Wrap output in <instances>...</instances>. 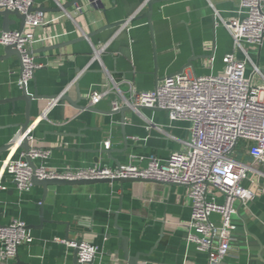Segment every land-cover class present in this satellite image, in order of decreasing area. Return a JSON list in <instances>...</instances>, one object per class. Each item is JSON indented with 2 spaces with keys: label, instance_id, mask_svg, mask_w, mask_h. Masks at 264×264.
Returning a JSON list of instances; mask_svg holds the SVG:
<instances>
[{
  "label": "crops",
  "instance_id": "0c3cea01",
  "mask_svg": "<svg viewBox=\"0 0 264 264\" xmlns=\"http://www.w3.org/2000/svg\"><path fill=\"white\" fill-rule=\"evenodd\" d=\"M72 1L35 0L34 5L43 4L46 12L45 24L33 29L34 49L70 43L35 53L36 60L43 65L35 70V78L28 82L31 93L37 87L44 95L67 93L76 99L79 87L86 96L80 104L89 106L91 90L103 89L110 75L118 82H132L138 89H152L157 81L159 84L166 76L177 73L193 54L199 56L193 60L195 71L191 67L184 70L191 75L221 71L227 53L234 52L239 59L246 58L242 50L234 48L233 38L222 21L236 15L239 0L156 3L152 22L157 75L147 19L132 20L125 28L114 27L91 38L79 39L83 34L98 30L107 21L129 20L138 12V15L146 12V0H81L79 2L86 7L80 14L74 11L76 3L66 9ZM12 19L15 20L12 30L19 29L20 20L15 16ZM2 20L0 17V23ZM245 49L251 60L247 62V75L252 77L254 84H261L263 79L259 74H253L252 63L264 73V43L260 47L246 44ZM1 54L4 50L0 43ZM20 72V61L16 56L0 60V100L22 93L18 83ZM121 87L127 90L126 83H121ZM118 98L117 94L109 93L92 105L100 112L81 110L61 99L53 106L52 100L34 101L32 144L50 151L47 158L37 159V163L57 169L95 164L115 167L117 161L121 165L132 161L145 165L146 158L139 160L140 156L154 154L167 158L189 139L190 123L171 120L163 109H129L124 116L120 112H111L112 101ZM25 107L23 100L0 103V147L18 130L15 124L24 120ZM109 138L112 146L108 150L112 151V156L104 152L107 150L104 142ZM247 148L248 144L242 141L236 154L254 166L242 184L253 190L255 196L247 205L235 202L233 220L237 227L230 237L228 264H264V162H253ZM21 150L16 144L11 151L3 152L0 167L5 158L18 157ZM1 181L7 189L0 191V223L4 225L13 219H22L27 224H39L43 188L33 185L29 191H19L8 174H3ZM191 213L188 187L182 184L58 185L44 202L47 221L40 229H30L34 240L19 247L15 262L11 264H74L75 248L56 241V238L65 239L67 229L72 230L71 239H82L99 247L94 264H130L119 249L121 240L116 236V219L123 233L130 238L131 254H148L141 256L145 260L141 264H207L208 254L186 242L185 224L190 221ZM211 218L219 220V214L215 213Z\"/></svg>",
  "mask_w": 264,
  "mask_h": 264
},
{
  "label": "built area",
  "instance_id": "2783aa9c",
  "mask_svg": "<svg viewBox=\"0 0 264 264\" xmlns=\"http://www.w3.org/2000/svg\"><path fill=\"white\" fill-rule=\"evenodd\" d=\"M33 4L35 0H0V9H17L27 13ZM85 7L84 3L77 2L74 11L80 14ZM235 12L233 18L222 21L233 38L234 48L242 50L245 59H239L234 52L227 53L223 57L224 66L217 73L191 75L183 72L168 75L152 89H138L132 82H118L110 75L103 89L94 88L89 93L91 105L99 103L105 95L115 93L119 98L112 101V109L125 105L136 111L140 106L158 107L167 111L173 121L189 122L190 137L183 141L180 150L171 152L167 158L154 154L140 156L139 160L146 158L145 165L132 161L115 167L95 164L57 169L38 164L37 159L47 158L50 151L32 144L29 152L21 150L18 157H7L2 161L0 191L7 189L1 181L3 174L11 176L19 191H29L33 187V175L40 179L69 180L143 177L186 185L192 202L191 219L185 224L187 244L206 252L207 264H228L226 257L231 247L230 237L237 227L233 220L235 202L247 205L255 196L253 190L242 184L254 166L237 157L240 143L244 141L248 144L247 152L253 162H264V73L252 63L253 74L257 73L263 79L261 84H254L246 72L247 62L251 60L245 49L246 44L260 47L264 43V0H239ZM133 17L123 25L124 28ZM44 24V13L34 11L27 14L24 30L0 33L1 44H15L23 54V70L18 80L20 86L28 84L33 71L43 65L30 50L34 49L36 42L33 29ZM123 82L127 84V90L121 87ZM59 99H52L51 106L57 104ZM154 126L162 130L160 126ZM28 136L32 143L34 135L31 130ZM111 146L109 138L104 142V147L108 150ZM27 157L36 161L35 170ZM215 213L219 214V220L211 218ZM33 240L27 223L22 219H13L1 225L0 264L15 262L19 247ZM56 241L69 247L77 246L74 241L60 238H56ZM78 247V261L81 264H87L99 253L97 245L85 240Z\"/></svg>",
  "mask_w": 264,
  "mask_h": 264
},
{
  "label": "water",
  "instance_id": "95a60500",
  "mask_svg": "<svg viewBox=\"0 0 264 264\" xmlns=\"http://www.w3.org/2000/svg\"><path fill=\"white\" fill-rule=\"evenodd\" d=\"M81 0H73L72 2H70L68 5H66V9H68L69 7H71L73 4L79 2ZM98 1V0H97ZM167 0H146V12L137 15L135 17L132 18V20H140V19H147L148 25L150 27V31L152 34V41H153V50H154V56L156 59V66H155V75H157V70H158V63H157V52H156V48H155V41H154V26H153V22H152V14L154 11V5L156 3H161ZM96 3V1H95ZM100 3V2H99ZM34 11H41L43 13L46 12V7L42 4L40 6H35L34 4L32 6L29 7L27 13H22L19 10L15 9V10H10V9H0V17L3 18L2 23H0L2 25V30L3 32H8L11 31V25L15 24V20L12 19V16H15L17 19L20 20V26H19V30L22 31L25 28V23H26V19H27V14H30L31 12ZM128 20H121V21H117V22H109L107 21L106 24H104L103 26H101L100 28H98V30L93 31L89 34H83L79 39L81 40H85L86 38H91L93 35L102 32L106 29H110V28H114V27H120L123 26L124 24L127 23ZM215 21V18H214ZM70 42L66 41V42H60V43H56V44H52V45H48V46H44L42 48H38V49H33L30 50V53H38L41 51H49V50H53V49H57V48H61L64 47L66 45H68ZM3 50H4V54L0 55V60H6L10 57L16 56L19 61H20V65H21V71L23 70V63H22V57L23 54L22 52L16 48L15 44H8V45H3ZM212 54L210 55H206L207 57H210ZM199 57L196 54H193V56H191L188 61L186 62V64H184L182 66V68L177 72V73H183L185 68L191 67L193 71H195V67L193 64V60ZM202 57V56H201ZM175 73V74H177ZM174 75V74H170L169 76ZM32 78H35L34 75V71H33V75ZM158 85V81L156 82V86ZM78 87V85H77ZM22 89V93L18 96L12 97V98H6V99H2L0 100V103H4V102H16L17 100H23L26 103V107H25V117L24 120L22 122H19L17 124H15V127H18V130L15 132L14 136L12 137L11 140H9V142L3 144L0 147V155L3 152H7V151H11L16 144H18V146L22 149L25 150L26 152H29L31 147H32V143L29 139L28 133L31 130V127L34 123H32V108H33V103L34 101H41V100H52V99H56V98H60L61 100H64L66 102H68L70 105L78 108V109H88L91 110L92 112H100L98 108L92 106V105H82L80 104L81 100H84L86 98V96H84L80 90L79 87L77 88V98L73 99L70 95H68L67 93H63L61 95H44L39 93L38 88L36 87L35 91L33 93H31L29 91L28 88V84H23L21 86ZM139 110L146 108V107H138ZM130 107L129 106H122L118 109H111V112L116 113V112H120L121 114L124 113L129 110ZM155 109H160L158 107H156ZM122 121L124 122V118L122 119ZM104 152H106L108 155L112 156V151L110 150H104ZM27 160L29 161L30 166L35 170L37 167V163L34 159H32L31 157H27ZM121 164H119V162L117 161V166H120ZM113 183V182H121V183H126V182H150V183H155L157 185H173L174 183H165V182H161L158 180H154V179H150V178H143V177H118V178H94V179H78V180H69V179H61V178H43L40 179L38 178L36 175L32 176V183L34 186H41L44 190V196L42 198V202L39 208V214H40V222L39 224L35 225V224H27V228L28 229H37V228H42L44 223L47 221V219L44 217V202L46 197L50 194V192H53L56 187L58 185L63 186V185H90V184H97V183ZM1 215V213H0ZM2 224L0 223V226ZM115 227L118 230L117 233V237L121 240L119 249L123 251V255H124V259L129 262L130 264H141L142 262H144L145 260H143L141 258V256L144 255H148L145 254L143 252H137L135 254H131L130 252V248H129V244H130V238L129 236H127L126 234L123 233V228L121 226H119L117 219L115 220ZM71 229H67L66 230V236H65V240L67 241H74L77 246L75 247V257H74V264H78V253H79V244L81 243L82 239H71L70 238V233H71ZM95 262V258L92 259L91 261H89L87 264H94Z\"/></svg>",
  "mask_w": 264,
  "mask_h": 264
}]
</instances>
